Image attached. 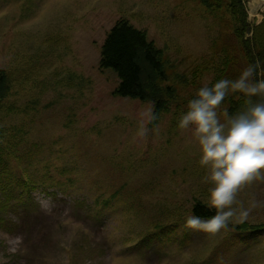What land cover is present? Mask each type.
<instances>
[{"label": "rangeland", "instance_id": "obj_1", "mask_svg": "<svg viewBox=\"0 0 264 264\" xmlns=\"http://www.w3.org/2000/svg\"><path fill=\"white\" fill-rule=\"evenodd\" d=\"M208 1L214 7L0 0V71L19 74L0 114V148H8L0 151V205L8 204L0 210V264H264V182L237 195L250 208L247 219L216 233L193 229L190 242L182 235L210 185L179 118L201 86L234 79L249 64L228 1L219 0L221 8ZM255 1L244 3L253 27L264 21V0ZM120 20L164 53L166 86L178 98L158 117L149 102L114 96L120 81L100 68L101 48ZM232 97L241 95L225 98L222 122ZM156 223L177 225L178 234L143 241ZM242 223L255 232H238Z\"/></svg>", "mask_w": 264, "mask_h": 264}, {"label": "clouds", "instance_id": "obj_2", "mask_svg": "<svg viewBox=\"0 0 264 264\" xmlns=\"http://www.w3.org/2000/svg\"><path fill=\"white\" fill-rule=\"evenodd\" d=\"M230 94L245 97L241 111L218 115ZM264 63L248 64L234 79L221 78L201 86L179 118L180 129H191L200 153L199 163L206 169L204 180L210 185L205 207L214 215L207 219L194 213L185 226L216 233L229 226L233 218L247 219L250 208L237 199L238 193L254 181L264 182ZM143 134V133H141ZM255 198L251 207H255Z\"/></svg>", "mask_w": 264, "mask_h": 264}, {"label": "trees", "instance_id": "obj_3", "mask_svg": "<svg viewBox=\"0 0 264 264\" xmlns=\"http://www.w3.org/2000/svg\"><path fill=\"white\" fill-rule=\"evenodd\" d=\"M219 2L217 8L222 5ZM228 11L235 23V37L241 44L245 52L248 63L260 60L264 63V21L258 26H251L249 15L244 5L246 0H227ZM205 4L214 7L205 0ZM247 35H251L247 37ZM164 53L158 49L153 42H150L145 31L133 26L127 20H120L108 33L106 40L101 48V70H113L119 79V86L113 93L116 97L137 99L142 102L153 104L154 116L158 117L169 110L170 105L177 101V94L174 88L166 86L169 76L163 61ZM24 80V79H23ZM22 81V80H20ZM19 82L17 72L0 71V114L5 109L6 101L11 97L14 85ZM255 100H264V97L253 98ZM231 115L241 111L245 105V97L241 95L237 101L231 98ZM1 147V146H0ZM3 149V150H2ZM0 151H7L4 148ZM1 160V156H0ZM34 187L27 183L25 189ZM0 210L6 209L7 202H2ZM207 219L214 215L215 210L210 211L203 202H196L191 211V215ZM2 219H0V223ZM234 225L229 223L227 228ZM263 227V226H261ZM156 233L150 230L144 236L143 241L160 240L172 235L178 234L177 225H162L156 223L153 227ZM226 228V229H227ZM238 232H251L256 227L248 223H242L236 227ZM193 229L184 225L182 231L183 239H192ZM198 234H201L203 231Z\"/></svg>", "mask_w": 264, "mask_h": 264}, {"label": "bare ground", "instance_id": "obj_4", "mask_svg": "<svg viewBox=\"0 0 264 264\" xmlns=\"http://www.w3.org/2000/svg\"><path fill=\"white\" fill-rule=\"evenodd\" d=\"M257 1H258V0H256L255 2L257 3ZM256 5H257V4H256ZM258 8L260 9V8H263V7L258 6Z\"/></svg>", "mask_w": 264, "mask_h": 264}]
</instances>
